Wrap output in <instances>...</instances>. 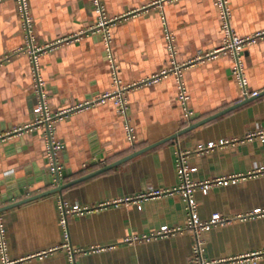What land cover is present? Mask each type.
<instances>
[{"label": "crops", "instance_id": "crops-1", "mask_svg": "<svg viewBox=\"0 0 264 264\" xmlns=\"http://www.w3.org/2000/svg\"><path fill=\"white\" fill-rule=\"evenodd\" d=\"M37 43L46 44L85 29L95 21L91 0H27ZM152 0H102L108 16L131 10L138 14L112 29L117 74L124 84L138 82L169 66L165 37L173 35L176 60L185 62L210 51L223 38L215 0H176L149 7ZM230 24L238 36L264 29V0H228ZM24 44L16 0L0 2V133L32 119L29 59L13 54ZM8 55V56H7ZM7 58V59H6ZM247 88L264 91V38L243 52ZM48 104L67 107L92 95L111 91V69L98 34L63 43L39 58ZM232 59L218 55L193 63L182 72L192 116L176 99L173 75L128 92L129 117L135 130L131 143L123 116L107 102L79 111L55 124L61 141L59 163L64 174L59 191H51L42 132L24 133L0 144V211L6 230L7 257L18 264H186L193 236L187 229L167 236H149L161 226L186 225L185 202L178 193L134 200L150 188L169 190L178 183V150L187 156L193 181L238 176L227 185L193 193L198 216L213 213L230 218L201 233L203 254L220 264H264V94L243 101L231 74ZM226 110V111H225ZM221 114L205 121L218 112ZM106 171L76 181L105 165L171 137ZM251 134L252 136H248ZM229 141L219 144L220 141ZM216 145L198 154V145ZM74 181V182H73ZM51 191V192H47ZM41 193H46L42 194ZM38 195V196H36ZM36 196L28 201L19 202ZM19 202V203H18ZM96 206L66 217L67 240L60 225V204ZM17 203V204H16ZM134 237L136 239H134ZM67 243L69 249L63 247ZM38 256L36 254L42 253ZM36 255V256H32ZM1 261V258H0Z\"/></svg>", "mask_w": 264, "mask_h": 264}, {"label": "built area", "instance_id": "built-area-1", "mask_svg": "<svg viewBox=\"0 0 264 264\" xmlns=\"http://www.w3.org/2000/svg\"><path fill=\"white\" fill-rule=\"evenodd\" d=\"M3 0H0V2ZM176 0H152L148 6L143 8L145 10L149 7H156L161 9L162 3L173 2ZM17 11L21 19V27L24 32V44L13 51V54L24 53L29 59L30 76L32 79L31 84V95L34 100L32 108V119L30 122L22 126L13 127L7 131L0 133V144L7 142L10 138L16 136H22L24 133L29 132H42L43 141L45 144L44 155L47 164V170L51 176V185L59 186L63 180L64 169L59 163L58 155L63 149L61 141L57 140L54 136L55 124L58 121L66 119L76 112L89 109L94 106L103 105L110 102L114 105L115 110L118 114L123 116L124 119V130L127 139L132 143L135 138V130L131 124L130 117L128 114V92L135 88L144 87L152 83L157 82L159 79L166 77L171 74L176 79L177 93L176 99L179 105L185 112V118L189 119L192 116V112L187 105L188 92L185 83L182 79L183 70L196 62L212 59L218 55H229L232 59L231 74L235 79L240 91L241 97L247 98L256 96L258 91H252L247 88V81L244 75V62L243 52L249 44L257 42L259 39L264 38V29L254 32L253 34L246 36H238L234 33L230 24V8L228 0H215L214 3L219 11V18L221 23V29L223 31V38L221 43L210 51L204 53H197L195 57L185 62H178L176 60V50L173 43V35L166 30L165 39L167 41V48L169 53L170 64L151 75L141 79L138 82L124 84L120 81L117 74V65L113 53L112 43L113 27L128 17L138 14L139 10H131L126 13L117 16H108L102 0H91V6L95 13V21L89 27L79 30L74 33H69L66 36L59 38L56 41H51L46 44L37 43L33 34V17L29 11L27 0H16ZM87 34H98L101 38L104 46V52L106 59L111 69V77L114 88L111 91H105L103 93L92 95L82 101L75 102L67 107L54 110L48 104V93L46 89L45 81L41 76V68L39 58L42 54L54 49L55 47L62 45L63 43H70L80 41ZM8 56V55H7ZM7 59V58H6ZM259 135L264 138V130H260L253 135ZM248 136H252L249 134ZM229 141H220L219 144H225ZM215 143L207 145H198L195 151L198 154H204L210 148L214 147ZM191 151L189 150H178L176 152L175 166L178 178L177 185L169 190L150 188L144 193L138 194L134 197V200L143 199L147 197H155L163 194L178 193L181 195L185 202L186 211V225L184 228L181 227H169L167 225L161 226L157 231L152 232L149 236H167L173 235L182 230H189L193 236V243L191 249L190 259L186 264H220L219 260H208L203 254V243L201 239V233L205 230L210 229L214 225H225L230 223L231 219L220 215L219 213H213L209 219L201 220L197 212V204L194 200L193 193L196 189H200L202 192H206L210 187L214 185H227L237 181L238 176H219L206 179L203 181H193L190 178L195 168L188 164L187 156ZM0 187V196H1ZM110 204L99 203L96 206H81L77 203L72 206H68L65 202L60 204V225L63 228L64 239L67 240L68 233L66 231V217L68 215H82L90 212L94 209L102 208L103 206ZM1 208V203H0ZM264 211L255 210L252 212L254 215H260ZM134 239H136L134 237ZM63 247L69 249L67 243L63 244ZM42 253L36 255L41 256ZM32 255V256H36ZM0 264H18L21 259H10L7 257V241H6V230L3 223V216L0 212Z\"/></svg>", "mask_w": 264, "mask_h": 264}, {"label": "water", "instance_id": "water-1", "mask_svg": "<svg viewBox=\"0 0 264 264\" xmlns=\"http://www.w3.org/2000/svg\"><path fill=\"white\" fill-rule=\"evenodd\" d=\"M261 94H264V91L261 92V93H258L256 96L247 97V98H245L243 101H240L239 103H237V104H235V105L229 107V108L226 109V110L233 109V108L237 107L238 105H241V104H243V103H245V102H247V101H249V100H251V99L257 97L258 95H261ZM226 110H225V111H226ZM225 111H221V112H218V113H216V114H214V115H211L210 117L206 118L205 121H208V120L214 118L215 116H217V115H219V114H221L222 112H225ZM194 126H195V125H190V126L186 127L185 129H183V131H179V132H177L176 134L172 135L171 137H168V138H166V139L160 140V141L155 142V143H153V144H151V145H148V146H146V147H144V148H142V149H139V150H137V151H134V152L130 153L129 155H126V156H124V157H122V158H120V159H118V160H116V161H114V162H112V163H110V164H108V165L103 166L102 168H99V169H97V170H95V171H93V172H91V173H89V174H87V175H84L83 177H80V178L77 179L76 181H79V180H82V179H85V178L91 177V176H93V175H95V174H98V173H100V172L106 171V170H108V169H110V168H112V167H114V166H116V165H118V164H120V163H122V162H124V161H126V160H128V159H130V158H132V157H134V156H136V155H138V154H140V153H142V152H144V151H146V150H148V149H150V148H152V147H154V146L160 144V143H162V142H165L166 140H169V139H172V138H176L177 134L182 133V132H185V131H188V130L192 129ZM63 174H64V173H63ZM73 182H74V181H73ZM64 187H65V184H62V185H59V186H57L56 188L52 189L51 191H59V190H61V189L64 188ZM51 191H47V192H51ZM42 194L44 195V194H46V193H41V195H42ZM36 196H38V195H36ZM36 196L29 197V198L24 199V200H21V201H19V202L28 201V200H30V199H32V198H35ZM19 202H18V203H19ZM16 204H17V203H16ZM12 205H13V204H12ZM12 205H8V206H6V207H1V208H0V211H2L3 209H6L7 207H10V206H12Z\"/></svg>", "mask_w": 264, "mask_h": 264}]
</instances>
